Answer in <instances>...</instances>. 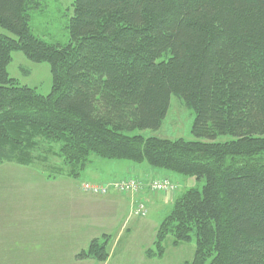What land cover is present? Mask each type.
Returning <instances> with one entry per match:
<instances>
[{
  "label": "trees",
  "instance_id": "trees-1",
  "mask_svg": "<svg viewBox=\"0 0 264 264\" xmlns=\"http://www.w3.org/2000/svg\"><path fill=\"white\" fill-rule=\"evenodd\" d=\"M41 3L0 0V163L30 164L50 141L75 179L93 159L194 178L201 189L173 199L146 255L171 235L194 241L190 264H264V0H74L63 43L30 30ZM13 51L48 63L47 94L10 77ZM172 95L193 139L143 136ZM133 173L138 193L171 181Z\"/></svg>",
  "mask_w": 264,
  "mask_h": 264
},
{
  "label": "rangeland",
  "instance_id": "rangeland-1",
  "mask_svg": "<svg viewBox=\"0 0 264 264\" xmlns=\"http://www.w3.org/2000/svg\"><path fill=\"white\" fill-rule=\"evenodd\" d=\"M73 1L42 0L40 8L31 13L32 33L49 43L65 42ZM7 71L19 84L35 87L40 94L50 91L46 62H31L21 51H13ZM192 121L191 110L172 95L160 128L140 133L191 140ZM46 145L49 151L35 152L30 164L0 163V264H190L195 249L192 240L173 244L170 235L162 256H156L158 250L147 256L146 250L153 248L156 230L171 210L173 199L190 188L201 189L202 183L150 167L171 180L162 182L167 189L118 191L112 188L128 177L89 182H93L90 170L96 163L112 165L119 160L93 159L75 179L68 175L71 167L59 154V145L50 141ZM85 184L103 190L94 193ZM92 240L104 245L103 258L85 257Z\"/></svg>",
  "mask_w": 264,
  "mask_h": 264
},
{
  "label": "crops",
  "instance_id": "crops-1",
  "mask_svg": "<svg viewBox=\"0 0 264 264\" xmlns=\"http://www.w3.org/2000/svg\"><path fill=\"white\" fill-rule=\"evenodd\" d=\"M104 161V160H101ZM117 170H124L123 173H119ZM145 170V171H144ZM90 174L91 176V180H97V182L99 183L101 180L104 181H110V180H114V179H122L124 177H128L129 174L133 173V172H137L140 174H157L155 173L154 170L151 169H142L139 166L135 167V165L133 166L132 164H130V162L127 161H117L115 162V164L112 165H108L107 162H98L96 163L94 166H92L91 170H90ZM116 193H112V195H115ZM137 196H140L139 194H136ZM124 206V204H123ZM126 206V205H125ZM119 211H121V209H119Z\"/></svg>",
  "mask_w": 264,
  "mask_h": 264
},
{
  "label": "built area",
  "instance_id": "built-area-1",
  "mask_svg": "<svg viewBox=\"0 0 264 264\" xmlns=\"http://www.w3.org/2000/svg\"><path fill=\"white\" fill-rule=\"evenodd\" d=\"M155 185H154V188H155ZM84 187L86 189H89V190H94L95 191L94 193H99L103 190L101 186H96V185L91 186V184L90 185L85 184ZM135 188H136V184L132 180H126L124 183L117 184V187L115 188V186H114V188H112V189L127 192V191H133V189H135ZM160 188L165 190L168 188V186H165V184L162 187L158 185L156 190H158Z\"/></svg>",
  "mask_w": 264,
  "mask_h": 264
}]
</instances>
